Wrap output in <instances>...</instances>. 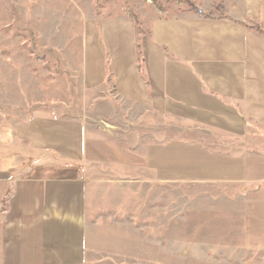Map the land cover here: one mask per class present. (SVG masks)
Listing matches in <instances>:
<instances>
[{"label":"crops","instance_id":"obj_1","mask_svg":"<svg viewBox=\"0 0 264 264\" xmlns=\"http://www.w3.org/2000/svg\"><path fill=\"white\" fill-rule=\"evenodd\" d=\"M236 3L223 17L154 18L140 54L131 20L101 21L85 41L83 84L105 83L107 52L118 97L239 138V146L213 153L198 141L173 140L138 156L87 137L81 119L35 115L0 124V205L12 190L0 211V264H87L90 194L99 187L101 203L109 182L264 184V153L250 150L260 138L250 128L264 129V0ZM107 165L138 175L104 179ZM242 208L244 248L264 254V195Z\"/></svg>","mask_w":264,"mask_h":264},{"label":"rangeland","instance_id":"obj_2","mask_svg":"<svg viewBox=\"0 0 264 264\" xmlns=\"http://www.w3.org/2000/svg\"><path fill=\"white\" fill-rule=\"evenodd\" d=\"M236 2L0 0V124L23 125L35 115L81 119L87 137L138 156L148 144L173 140L198 141L213 153L225 152V143L239 146V138L118 97L107 52L105 83L90 89L83 84L85 41L101 21L131 20L140 54L141 38L149 35L154 18L223 17ZM250 129L260 137L250 150L264 153V129ZM110 167L100 177L138 175ZM98 188L90 194L87 264H264L263 253L244 248L242 230L243 200L263 196L264 184L208 181L148 188L109 182L100 188L101 203ZM7 190L6 200L12 193Z\"/></svg>","mask_w":264,"mask_h":264},{"label":"trees","instance_id":"obj_3","mask_svg":"<svg viewBox=\"0 0 264 264\" xmlns=\"http://www.w3.org/2000/svg\"><path fill=\"white\" fill-rule=\"evenodd\" d=\"M8 195H9V191L7 192V195H5V199L3 201V206L1 207V210L5 209V201H6L7 197H8Z\"/></svg>","mask_w":264,"mask_h":264}]
</instances>
